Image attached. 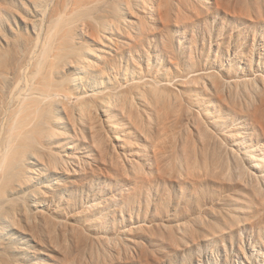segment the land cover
I'll return each mask as SVG.
<instances>
[{
	"label": "rangeland",
	"instance_id": "374dc122",
	"mask_svg": "<svg viewBox=\"0 0 264 264\" xmlns=\"http://www.w3.org/2000/svg\"><path fill=\"white\" fill-rule=\"evenodd\" d=\"M34 1L0 0V109L34 38ZM80 5L64 9L63 33L87 72L72 82L78 70L59 58L46 74L72 97L102 81L128 95L85 115L69 104L67 119L49 108L60 134L46 148L65 166L30 160L4 194L0 264H264V0ZM101 21L123 36L81 32ZM139 77L159 93L134 89Z\"/></svg>",
	"mask_w": 264,
	"mask_h": 264
},
{
	"label": "bare ground",
	"instance_id": "6f19581e",
	"mask_svg": "<svg viewBox=\"0 0 264 264\" xmlns=\"http://www.w3.org/2000/svg\"><path fill=\"white\" fill-rule=\"evenodd\" d=\"M45 1H34L35 10L39 15L32 25L34 38L24 48L14 65L10 76L11 86L6 95V101L3 103V109H0V224L3 228L9 224L10 219V212H7L8 209L5 207L7 206L5 205L6 199L5 202L3 201L4 194H12L15 189L22 186L21 183L27 181L29 170H26L28 166L27 168L25 166L29 164L32 169V165L35 164L30 163L31 161L51 170H63L65 166L58 162V157L56 158L58 152L56 154L55 151L54 154L46 148V142L60 134L56 129L58 121H56L55 113L52 114V109L49 108L54 107L57 113H59L57 108H60L65 115L69 104H74V113L85 115L94 109H107L111 103L123 100L128 95V91L104 92L106 88L103 87L102 81L98 82V86L93 89L84 91L82 96L72 97L65 92L64 83L55 79L54 73L49 76L46 74L44 68L56 64V61L61 58L63 63L60 67L68 66L76 68L75 71L78 70L72 82L81 80L79 76L84 71L87 72L88 61L87 53L75 54V49L72 51L65 46L66 36L63 33L69 29L68 25L73 21L70 15L64 14V9L71 8L70 13H75V10L81 7V0H59L56 3L51 1L54 3H50L52 6L44 5ZM95 26L84 25L81 32L86 34L96 32L100 35L99 40L101 41L104 36L102 35L103 29L114 30L116 28L118 36L121 37L124 34L122 27L117 28L112 23L101 21ZM98 45L101 46L98 51L104 53L102 42H98ZM96 59L99 58L96 56ZM132 64L135 71L140 74L142 66L139 61L133 58ZM137 77L135 74L129 81L138 79ZM142 79L139 77L134 89L141 84L143 87L154 89V93H159V90L154 88V84L143 82ZM131 95L134 94L131 93ZM65 117L67 119V115ZM51 191L52 188L48 189V192ZM39 192V190L32 191V197ZM2 206L3 210L5 209L3 212ZM25 211L28 210L25 209ZM26 218L29 219L28 216Z\"/></svg>",
	"mask_w": 264,
	"mask_h": 264
}]
</instances>
